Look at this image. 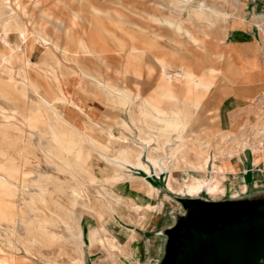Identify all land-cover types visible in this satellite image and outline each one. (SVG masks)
<instances>
[{"label":"rangeland","instance_id":"rangeland-1","mask_svg":"<svg viewBox=\"0 0 264 264\" xmlns=\"http://www.w3.org/2000/svg\"><path fill=\"white\" fill-rule=\"evenodd\" d=\"M157 2L158 0H139V2H130V0H122V2L117 0H38V4L35 5L34 0H8L0 7V86L10 99L7 100L0 91V138L3 141L6 140L4 150L8 154L0 159V165L5 167L6 172L9 173V160L15 158L14 162H16L15 171L11 175L12 198L16 204L15 220L11 223L0 220V264H9V261L11 264H71L73 256H80V258L83 256L84 264H166L169 258V230L181 221L187 210L182 200L188 196L169 192L162 179L150 176L148 179L159 189L154 199L148 192L149 187L145 184L146 181L139 177L138 173L135 172L133 177L122 170L113 171L108 166L109 162L96 150L97 147L94 145L83 149V160L89 167L87 171L79 167L74 162V156H71L73 174L58 168V163L47 153L49 151L56 155L59 154L54 137L59 135L62 129L61 122L51 108L56 109L63 118L79 128V138L82 141L85 139L86 131H92L94 136L109 146L105 151L110 156H119V150L125 149L129 151L131 157H135L138 148L137 138H140L138 135L135 136L138 131L135 125L129 129L127 146L121 144V140L117 137L108 136L109 132L121 134L122 117H127V113L118 115L115 109L118 100L103 89L104 80L95 77L98 76L94 73L95 69H98V62L96 63L95 58L89 55L99 53L95 52L97 50L95 39H91L90 43L87 42L89 27L85 17L79 16L80 10H84V14L87 13L85 11H89L93 23L98 26H101L105 19L103 16H105L109 22L124 21L141 28H148L150 16L147 10L150 8L159 17L158 25L155 26L158 30L146 32L148 34L159 33L162 36L157 41L158 47L154 50L155 53L147 51L149 54H157L159 51H177L176 59L179 58V53L185 57L187 63L192 65L197 59L199 65L195 64L194 67L197 66L196 69L205 74V70L212 65L225 69L228 63L227 59V63L225 61L226 56L224 59L219 58V55L225 52L217 51V49L222 43L218 39L224 42L228 37V23L219 20L215 26L211 27L209 23L205 22V25L197 20L187 23L185 18L188 17V12L186 11L181 15H175L177 19L183 18L193 34L201 37H204V31L210 34L205 40V46L198 51V48L192 42L187 41L184 35H178L172 27L165 28L163 18L165 16L175 17L168 10H163ZM206 3L225 11L232 12L233 10L230 0H206ZM231 18L228 19L229 23ZM263 19L264 17L258 21L262 27H264ZM9 23L25 32L24 43L16 45L13 50L5 43L3 37ZM257 23L251 24V27L254 26L257 31H260V37L264 43V33ZM225 31L226 37H224ZM82 44L89 46V55L83 52ZM128 51H124L121 72L124 71ZM101 54L104 56L103 50ZM115 59L117 60V58L111 60L113 68L108 67L107 70L100 63L104 70L112 75L117 65L114 62ZM145 59L147 62H152L150 55ZM134 68V65H130L132 72ZM83 70L88 74H84ZM25 73L27 78L24 77ZM202 77L203 80L210 79V74L201 76L200 80ZM226 77V74L221 73L216 86L217 83L226 80ZM124 79V77L117 78L118 86H123ZM156 80L155 75L151 84L144 85L143 92L147 93L155 85ZM129 86H133V83H129ZM262 90L260 96L263 100L261 107L254 113V124L245 123L246 119L243 118L244 120L240 121L241 125L239 124L237 129L220 128L217 125L219 116L214 115V109L218 103L210 98L196 112L192 123L184 133L182 140L191 142L184 153L187 161L194 165L202 164L212 150L218 159V166L231 163L230 170L225 172L228 173L229 182L227 183L239 185L237 197H231L230 192L216 199H213L206 191L200 194L198 197L200 203L210 216L215 214L237 216L256 205H264V176H262L264 170L260 165L263 155L260 152H264V86ZM40 98L45 104L46 100H50V104L47 103L46 107L42 106V124L36 129L24 123L16 110L24 107L36 110ZM89 100L91 103L102 105L105 112L98 107L95 109L97 114L94 116L95 119L92 118L85 111L91 108ZM140 102L138 101L139 104ZM251 102L256 103L257 98ZM134 108L135 105L132 107L135 115ZM191 108L195 110L199 107ZM77 112L84 114L80 115ZM114 127H116L115 132ZM222 131L225 133L223 138L220 134ZM9 137L12 138L10 145ZM165 140V146H168L169 152L173 147L176 149L179 147L177 138L171 137ZM243 141H248L260 151L261 155L251 153L250 149L240 154ZM205 142L207 144L202 145ZM175 158L171 157L174 163L172 183H176L177 178H181L180 173L175 169L178 166ZM116 173L125 174V176L119 178L121 181L118 184L107 185L110 190H101L96 180L107 175L116 176ZM197 173L199 172L195 174ZM213 174L217 176L221 173H215L213 168ZM244 183H247L248 187L245 192L240 188ZM40 185H46L49 190H56V198L61 199V207L56 205L54 200L51 201V206L56 210L60 207L61 215L68 214L72 218V224L80 226L87 220L85 233L89 226L93 229L94 226L104 224L100 232L101 239L94 241L91 247L84 246V253L69 237L65 241L56 235L62 243L53 244L52 241L45 240L42 243H34L32 238L35 232H29L27 226L34 222L37 228L47 227L43 204L39 201L35 204L30 202L34 195L40 193ZM73 188L80 190L83 194L77 204L72 198L76 197L73 196ZM108 191H114L115 194L121 196V200L117 201L116 197ZM165 193L169 194L170 198H166ZM131 197L140 200L144 206L139 210L135 209L130 202ZM153 200L159 202L156 212L148 211L147 208V203ZM84 205H89L96 212L84 210ZM109 205L114 209L113 211ZM82 213L86 217L81 216ZM109 220L118 225V230L117 228L115 230V226L111 225ZM56 229L63 231L61 227ZM114 230L116 235L120 233L123 237H114ZM65 235L67 236V232ZM131 236L135 237L134 242L130 241ZM11 240L21 248L18 251L19 255L15 256L11 253L12 249L9 246ZM109 240L113 246L108 244ZM135 245L142 259L146 258V262H143L144 259L138 261L139 258L133 257L131 248ZM24 246L30 247V254ZM261 264H264V259Z\"/></svg>","mask_w":264,"mask_h":264},{"label":"bare ground","instance_id":"bare-ground-1","mask_svg":"<svg viewBox=\"0 0 264 264\" xmlns=\"http://www.w3.org/2000/svg\"><path fill=\"white\" fill-rule=\"evenodd\" d=\"M6 1L8 0H0V7L2 6L3 2L6 3ZM34 4L37 5L38 0H34ZM158 4L161 6L163 10H168L175 17V18H169V17L167 18V16H165L163 18V21H165V27H170V28L172 27L174 32H176L178 35H184L185 37L188 36L190 29L183 21V18L177 19V17L175 16V15H181L184 11L188 12V17L185 18L187 23H191L194 20H197L215 26L219 22V20H222L224 23L229 24V20H228L229 17H234L233 11L231 12V11H225L223 9H218L212 5L207 4L206 0H158ZM233 10L235 9L233 8ZM260 18H261V14H260ZM263 23L264 21L262 22V24ZM257 25L264 33V27H262L259 22L257 23ZM224 34H225L224 37H226V31L224 32ZM3 37L5 39V43L9 46L10 49L13 50L15 49L16 45H22L24 43L25 32L23 29H17L15 28L14 25L9 23V25L5 28ZM42 40L46 41L44 38H42ZM82 45H83V52H86L87 53L86 55H89L88 52L89 46H87L86 44H82ZM91 48L95 49L94 47ZM95 52H98L99 54L96 55L90 54L89 56L98 59L100 63L104 65V68L106 67L105 68L106 70L109 69L105 57L101 54L102 52L101 47L95 50ZM148 55H150V60H152V62L146 61L145 58ZM225 56L227 55H225V53L224 54L222 53V55L221 54L219 55V58L224 59ZM167 58H168L167 53L159 56L158 54H149L148 52L135 53L134 49H130L127 52L126 63L124 65V72L127 73L129 71L130 63L132 62V60H135L136 63L139 64V68H137L138 71H141V69L143 68L144 71H146L145 75L148 76L149 78H153L156 75L157 88L155 87L156 89L153 90L152 97L151 99H149V101L157 109H159L160 104L163 101L165 102V100L173 98L178 95H183V97H185L188 101L198 105L199 108L193 110L192 108L187 107L186 105L175 106L173 108V117L170 120L165 121L163 123V126H156L152 124L151 114L148 112V110H146L144 107L137 109L135 101L130 94L121 90H114L107 86H103V88L110 95L118 99L119 106L116 108V112L118 113V115H122V113L124 112L127 113V117H122L123 130L121 134H115L109 132L108 136L117 137L118 139L121 140V144L127 146L129 129H131L133 125L137 126L138 131H136L135 136L138 135L140 139L136 137L138 141L137 142L138 148L135 157H131L129 155V151H125V149L119 150V154H120L119 156H110L107 153V151H105V149H108L109 146L105 144L102 140L94 136L92 131L89 130L86 131L84 136L85 139L82 141L79 138V132H80L79 128L76 125H74L72 122L67 120L66 118H63L54 108L51 109L54 111L56 118L61 122V126H62L61 133L59 135H55L54 137V142L59 149V154L56 155L55 153L49 151L47 153L50 156V158H52L58 163V168L73 174L74 167H73V161L71 160L72 158L71 156H74V162L79 167L84 169V171H87L89 170V167L86 161L83 160V155H84L83 149L89 145L90 146L94 145L97 147L96 150L100 152L104 156V158L109 162L108 166L113 171L116 172V170H122L129 173L133 177L135 175V172L138 173L139 177H142V179L146 181L144 182L149 187L148 192L149 194H151V196H153L154 199L156 195L159 193V189L148 179V177L150 176H156L157 178L162 179L165 184L164 185L165 188L169 192L171 191L178 193L180 195L188 196L185 199L192 200L195 203H197L201 207L204 215H206L205 217H209L210 215H208L205 212V208H203L202 204L200 203V199L198 198L200 194L206 191V193L209 194L213 199H216L217 197L227 195V193L230 192L231 197H237L239 193V189H238L239 185L234 183L229 185L227 183L228 173L225 172L230 170L231 163L218 166L217 164L218 159L216 158L215 153L212 150L209 152L208 157L202 164L194 165L189 161H187L184 158V153L187 147L191 144V142L182 139L184 138V133L188 130V127L192 123V120L194 119L196 112L200 110V107L205 103L209 93L216 85L218 76L221 73L227 75V73L233 71L232 69L233 65L229 59H227L228 66L226 70L217 68L212 65L211 67H208L205 70L206 74L208 73L210 74V79L203 80L202 77L200 80V77L206 74L201 71H198L196 69L197 66L194 67L195 64L199 65L198 60H196L194 65L187 63V66L184 68L187 69V73H186L187 77L186 79H184L183 73L180 70H175L174 74L170 73V67L166 65ZM83 73L88 74L84 70ZM137 74H141V72H137ZM101 75L102 74L100 73V76ZM25 76L26 73L24 74V77ZM110 84L112 83L110 82ZM0 91L3 93L4 97L7 100H10L5 95L2 86H0ZM49 101L46 100L48 104H50ZM47 103L45 104V102L42 101L40 98L36 110L30 107L29 108L24 107L21 110L20 109L16 110V113L20 115V118L29 127H33L37 129L39 128V125L42 124L41 108L42 106L46 107ZM134 105H135L134 110L136 111L135 115L132 112V107ZM223 132L224 131L220 133L222 134V138L224 137L225 134ZM171 137L177 138L179 140L178 141L179 147L177 149L173 147L171 152H169L168 146H165L166 144L165 139L166 138L169 139ZM11 139L12 138L9 137V145L11 143ZM5 142L6 140L3 141L0 138V159H2L3 155H8L7 152L4 150ZM206 144L207 142L203 143L202 145H206ZM246 149H250L249 151L253 154L260 152L256 150L248 141H243L240 154L246 151ZM163 150H165V152H162ZM260 153L263 154L264 152H260ZM91 155H93V153ZM169 155H171L172 158L173 157L175 158L176 156L175 159L178 161L177 162L178 166H176L175 169L180 173L181 178H177L176 183H172L171 181L172 173L174 169V163L172 162L171 157ZM241 160H243V158ZM211 165H212V170L210 171ZM213 168L215 173H221V174L215 176L213 174ZM196 172L199 173L195 174ZM124 176L125 174L122 175L121 173H118L116 176L107 175L105 177H99L96 180V182L98 183V186L101 188V190H110L108 189L107 185L118 184L121 181L119 178ZM12 187H13V181L11 180V176H9V173L6 172L5 167L0 165V220L7 221L9 223L15 220V212H16V204L14 203L12 198L13 196ZM240 188L243 192H245L248 188L247 183L242 184ZM39 189H40V193L34 195L30 202L31 204H35L36 202L39 201L41 202V204H43L44 212L46 214L45 222L47 227L42 226L37 228L35 227L34 222L33 223L31 222L27 226L29 232L31 233L35 232L34 234L35 236H33L32 238L34 243L35 242L42 243V241L44 240L52 241L53 244L62 243L58 240L57 236L62 237V239H64L65 241L68 240L69 237V239L71 238V240H73L76 243V246H78L81 249L82 253H84L83 251L84 246L87 247L88 245L91 247L94 241L101 239L100 232L101 229L104 228V224H101L98 227L94 226L93 229L89 226L87 233H85L84 230L86 229H85V225L83 224H86V222L80 226H75L74 224H72L71 221L72 218L68 214L61 215L60 213L61 199L56 198V190L53 189L49 190L46 185H40ZM83 190L85 189L83 188ZM73 192H74L73 196L76 197H72V198L77 204L79 202L78 199L82 198L83 194L80 190L76 188H73ZM108 192L111 195H113V197L115 196L117 201L121 200V196L115 194L114 191H108ZM164 195L166 198H170L169 194L165 193ZM52 200L56 201V205L58 206L60 205V207L58 208L59 210L52 208L51 206ZM130 202H132L134 208L137 210L141 209L144 206V204L140 200L134 197H131ZM158 207H159V202L157 200H153V202L147 203L148 211L156 212L158 210ZM109 208L112 211L114 210L110 205ZM85 209L91 210L92 213L96 212V210L93 209L92 207H89V205H84V210ZM260 210H264V205H256L252 207L250 210L242 212L239 216L215 214L211 217H214V219L216 220L231 221L232 219L235 220L239 217H244L247 214H250L252 212H257ZM186 214H187V210L184 212L181 221L175 226L171 227L169 230V250H168L169 258L166 261V264H169L170 260L174 257L176 253V245L174 242L175 233L182 225V221L186 216ZM81 216L86 217V215H84L83 213ZM108 222L111 225L115 226V230H116L118 225L110 220ZM58 227L63 228V231H57L56 228ZM115 230H114V237L118 238L119 236L115 234ZM65 232H67V236L65 235ZM109 241L108 244L110 246H113L111 240ZM130 241L134 242L135 237L131 236ZM9 246H11L12 249L11 253L15 254V256L19 255L18 251L21 248H19V246L16 243H14L13 240L10 241ZM24 247L27 253L30 254L31 253L30 247L27 246ZM131 251L133 257H137L136 255L138 253V247L136 245L132 246ZM71 260H73L71 264H84L85 262L83 256L81 258L80 256H73L71 257ZM22 261H24V259H22ZM9 264H11L10 261Z\"/></svg>","mask_w":264,"mask_h":264},{"label":"crops","instance_id":"crops-1","mask_svg":"<svg viewBox=\"0 0 264 264\" xmlns=\"http://www.w3.org/2000/svg\"><path fill=\"white\" fill-rule=\"evenodd\" d=\"M117 1L122 2V0ZM130 2H139V0H130ZM231 4L233 5L232 8L235 9L232 10L235 18L232 17L230 19L227 39H225L224 42L221 39H218L222 43L220 44V47H218L217 51L223 50L226 53L227 56L225 61L227 63L226 59H229L232 62L233 71L227 73L226 80L217 83V86L215 85L213 87L206 99L208 101V99L211 98L213 101H217L218 104L214 109V115L217 114L219 116L217 125L222 129H237L236 127L240 124V121L244 120L243 118L246 119L245 123L254 124V113L257 112L259 107H261V101L263 100L260 94L263 92L262 89L264 86V43L260 37V31H257L254 26L251 27V24L257 23L261 20V18L264 17V0H231ZM147 11L150 16L148 28H141L137 25L124 21L114 20L109 22L105 16H103L105 19L101 26H98L97 24L93 23L91 15H89L91 14L89 11H85L87 13L84 14V10H80L78 14L79 16L82 15L85 17L86 24L89 27L87 29V42L90 43L91 39H95V47L97 49L100 47L102 48V45H104L102 50L104 51L105 60L109 68H113L111 60H113V58H117V60L115 59L114 61L115 64H117L115 65L116 68L114 75L106 72L103 66L100 64V61L95 58V61L98 62V69H95L94 73L99 76L95 77L98 79L102 78L104 80V83H102L103 86H107L114 90H121L130 94L135 101L137 109L144 107L151 114V122L153 125L163 126L165 121L170 120L173 117V108L175 106L186 105L190 108H196L198 105L188 101L185 97H183V95H178L165 100V102L163 101L160 104L159 109H157L149 101V99L152 97L153 90L157 88L156 82L147 93L143 92L144 85L151 84L155 77L149 78L146 76V71H144L143 68L141 71H138L137 68H139V64H137L135 60H132L130 63V65L135 66V70L133 72L130 69V65L129 71L127 73L124 71L121 72L124 51L134 49L135 53L147 51H152L155 53L154 50H156V47H158L157 41L162 35L159 33L152 34V32L151 35L146 31L158 30L155 26L158 25L159 17L153 13L150 8H148ZM163 23L165 25V21H163ZM203 23L206 25L205 22ZM125 25L129 26L125 27ZM209 26L213 27L211 24H209ZM209 36L210 34L205 31L204 37L193 34L190 31L186 38L187 41L192 42L199 51L202 46H205V40ZM166 53L168 54L166 65L170 67V73L174 74L175 70H180L183 73V78L186 79L187 69L184 68L187 66V62L185 61V57L179 53V58L176 59L175 56L178 53L177 51H159L157 54L160 56ZM193 53L194 55H197L195 52ZM227 66L228 63L224 70H226ZM119 71L120 73H118ZM137 72H141V74H137ZM100 73L102 74L101 76ZM121 77L125 78L124 81H122L123 86H118L116 80L117 78ZM110 82L112 84H110ZM129 83H133V86H129ZM254 98H257L256 103L251 102ZM85 100L87 101V99ZM138 101H141L140 104ZM89 103L91 108L89 110H86L85 108L84 109L90 114V116H92V118L95 119L94 116L97 115L95 109L100 107L104 110V108L102 105L91 103V101ZM118 106L119 103L117 101V107ZM103 112H105V110ZM78 114L81 115L84 113ZM115 128L116 127L113 129L114 132ZM14 159L15 158L9 160V176H11L13 171H15L14 165L16 162H14ZM260 165L261 169L264 170V153L261 156ZM262 176H264V173ZM117 235L121 238L123 237L120 236V233ZM137 237L139 236L137 235ZM137 254V257L140 259L139 261H141V255H139V252ZM146 261L147 260L145 258L143 262Z\"/></svg>","mask_w":264,"mask_h":264},{"label":"water","instance_id":"water-1","mask_svg":"<svg viewBox=\"0 0 264 264\" xmlns=\"http://www.w3.org/2000/svg\"><path fill=\"white\" fill-rule=\"evenodd\" d=\"M182 202L187 214L175 233L176 253L169 264L262 263L264 210L231 221L216 220L205 217L194 201Z\"/></svg>","mask_w":264,"mask_h":264}]
</instances>
